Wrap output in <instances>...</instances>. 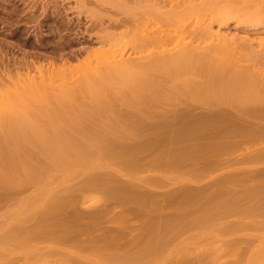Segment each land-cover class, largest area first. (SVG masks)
<instances>
[{"label": "rangeland", "instance_id": "obj_1", "mask_svg": "<svg viewBox=\"0 0 264 264\" xmlns=\"http://www.w3.org/2000/svg\"><path fill=\"white\" fill-rule=\"evenodd\" d=\"M79 2L0 0V247H10L0 254V264H264V166H236L232 158L237 154L230 153L217 166L190 165L193 156L184 151L178 126L189 114L206 111V103H193L186 92H178L186 82L167 76L166 68L152 69V74L144 67V79L138 80L134 67L123 72L125 77L111 69L110 78L103 74L109 63L106 70L98 66L102 77L99 73L90 83L84 81L89 73L84 67L69 77L52 78L51 84L37 78L38 87L31 82L34 88L28 83L10 87L11 76L35 74L38 64L82 59L98 45L100 28L107 22L113 29L133 24L134 18H120L118 25L116 18L100 21L80 10ZM184 20L188 37L193 20ZM233 24L213 23L211 29L214 34L242 35ZM201 26L195 44L213 39L203 36ZM257 30H250L248 37L264 40V23ZM166 43L165 50L173 47L172 41ZM48 49L59 57L46 55ZM65 50L77 54L67 57ZM129 51L121 58L141 55L140 50ZM142 57H137L139 62ZM260 58L254 59L258 66L253 69L263 77L256 74L250 83L264 86ZM109 59L105 63L115 61ZM201 78L191 81L193 88L234 82ZM146 80H154L153 85ZM176 103L183 104L177 108L189 105L190 111H179ZM211 103L213 110L224 106L216 100L205 107ZM106 105L110 113L102 112ZM226 106L221 109L226 113H214L225 119L240 117L248 133L254 114L235 115L227 109L229 114ZM253 148L245 143L235 149L247 155Z\"/></svg>", "mask_w": 264, "mask_h": 264}, {"label": "bare ground", "instance_id": "obj_2", "mask_svg": "<svg viewBox=\"0 0 264 264\" xmlns=\"http://www.w3.org/2000/svg\"><path fill=\"white\" fill-rule=\"evenodd\" d=\"M79 1H80L79 5H77V6L79 7L80 10L86 11V13L91 15V17L100 18V21H101V18H104V17L105 18H116L114 21L117 23L116 25H118L119 23L122 24L121 20H120L121 22L118 23V20L120 18H124V19H126V18H132V19L137 18L136 19L137 21H135L133 19L132 25L131 24L130 25L129 24L128 25L123 24L122 27L118 28V29H116V28L113 29L112 27L108 26L109 22H107V25L105 24V26H102L101 25L102 23H101L100 25L102 27L100 28V32H99L100 36L98 38V41H99L98 45L93 47V48H90L89 50H86V54L84 55V57H82V59L78 60L75 63L63 62L61 64H56V63H52L50 61V63H48L46 65L38 64L37 66H35V69H36L35 74H31V73L24 74L23 73L25 76L22 75V77H21L20 76L21 74H20V75H18L19 78L14 77V74H13V77L15 79L13 78V80H12V76H11V81L9 79V82H12V84L7 82L10 84V87H11V85L17 86L18 83H21V85H19L20 88H21V86L22 87H25V85L27 86V83H28V85L35 83L33 85L36 86V84L38 82H40V80H41V84H44L42 82V80L52 82L53 81L52 78H54V77L57 78L59 76L63 79V78H66V76H68V73H71L73 75V71L76 72V70L77 71L80 69L83 70L84 67H87V68H85V70H87L89 73H88V76H85V78H84L85 80L84 79L83 80L89 81V83H90V81H94L95 78L97 79V75H99V73H100L99 76L102 77L101 72H100V70H102V69H100V68L104 64L109 65V63H110V66H108L109 69L107 68V66L104 65L106 67L104 70L108 69V70H106V72H103V74L106 77H110L111 75H113L110 73L111 69H112V71H113V69H115V71L116 70L121 71L122 72V74H120L121 77H125L124 74L126 72L128 73L131 70V68L134 67V69L139 71V72L137 71L138 72L137 76L134 75V76H136V78L133 77L136 80L141 79V78L144 79V77H142V76L145 75L144 74L145 68H147L149 70L151 69L150 70L151 72H152V69L153 70L154 69L163 70L166 68L167 71L165 72V74L167 76H171V77L174 76L178 80L181 79V81H184V83L186 82L185 86H182L185 88H183L182 91H181V89L177 90V91L180 92L181 94L186 92L188 94V96H190L191 99H193L191 101L193 103L195 100L196 101L201 100L202 102L204 100V102L207 104L210 100L213 99V100L220 101V104L224 103V106H226L225 104L227 103V106H229V108H226L227 106L225 108H226L227 113H229V114H230V112L233 114L234 113L233 111H236L235 115H237V112H241V113L247 112L249 115H253V114L254 115L255 114L256 115L257 114L258 115H264V86L255 85L256 83L255 84L250 83V81L253 79L252 76H256V74H261L260 71H259V73L254 72V69H256V68L253 69V65L255 66L258 63L256 62L254 64L253 62L256 61L254 59H259L260 57L264 60V40L253 41L254 38L251 39L250 37H248V32L250 30H257L258 25H262L264 23V0H167V1L162 0L164 3L162 1H161L162 2L161 3L159 0H95L98 3V4L94 3V4H96V6L94 4L93 5H87L84 0H79ZM46 7H48V6H46ZM102 9H104V10H102ZM138 18L139 19L143 18V19H141L139 21ZM184 18H192V20H193L192 21L193 26L190 27V28H192V29H190L191 32L190 31H189L190 33H187L188 31L186 32L189 35L188 37L185 36V33H184L185 30H183V28L186 24ZM205 20H206V22H205ZM127 21H128V23H130L129 20H127ZM231 22H234L233 25L237 28H240L243 31L242 35H241V33H240V35H236L234 33V35L230 36V35H223L220 32L217 34L216 33L214 34V31L211 29V25L213 23H217V26H220V27L221 26L227 27ZM165 23L167 26L165 25ZM169 23L171 25H169ZM201 23H203L204 32L202 31L203 28L201 26ZM168 26H170L169 29L166 28ZM199 28H202L201 32H202V34H204L203 36L213 38L214 40L213 39L206 40V38H205L206 41L203 40L204 41L203 44H202L201 40H200L201 44H199L198 41H197V43L199 45L197 43L195 44L194 38L198 35L197 32L200 30ZM240 29H238V30H240ZM218 31H216V32H218ZM227 32H229V31H227ZM199 34H201V33H199ZM201 36L202 35H200L198 37L200 39H202L203 36L202 37ZM257 39H260V38H257ZM197 40H199V39H197ZM168 41L173 42V44L171 45L173 47L170 46L171 49L168 48V50H165L166 48L163 45H165V42H167L166 44H168ZM212 41H215V42L211 43ZM254 44H257V45H254ZM155 46H159L161 50L160 49L159 50L154 49ZM168 46H169V44H168ZM128 48L131 49L132 52L134 50H140L141 55L143 56V54H145L147 57V60L145 61V58L143 60V57L141 55H137L135 57V59H137V57L140 56V57H142L141 61H143V62H139L138 59H137L138 61H136L133 58V56H131L133 59L131 57H129V58H131L132 61L129 60L127 56H126L127 59L124 60L125 57L124 58H121V57H123L122 54ZM143 51H146V52H143ZM132 52H130V53H132ZM116 56L117 57L120 56V57L117 59ZM148 56H149V59H148ZM109 58L111 60L112 59L115 60V58H116V60L113 62L110 61V62L105 63L106 60H108ZM99 65H101V66L98 67ZM111 65L113 68H111ZM256 66H258V65H256ZM263 68H264V64H263ZM257 70H258V68H257ZM163 71H165V70H163ZM123 72H125V73H123ZM153 73L154 72H152V74ZM114 74H117V72L116 73L114 72ZM15 75H16V73H15ZM130 75H132L131 72H130ZM130 75H128V76H130ZM197 76H201L202 78L207 79V82H208V80H211V81L217 80V82H218V80L219 81L220 80H227V81L232 80L236 84L234 82H231L230 86L225 87L223 85L225 88L222 85L221 86L218 85L219 87H217V88H216V85H215V88L213 85H211L213 88L210 85H208V86L205 85V88L206 87H208L207 89L211 88V90H207V91H205L206 90L205 88H204V90H201V89H203L201 87L202 85L201 86L199 85L201 87V89H199L200 87L198 85H196V87H198V88L194 87L196 89L195 90L190 83H192L193 80H196ZM260 76L263 77L262 74ZM8 77H9V75H8ZM86 77H88V78H86ZM37 78L39 80L36 83ZM117 78L119 79V77H117ZM176 78H174V80ZM2 79H3V76H2ZM4 79H8V78H4ZM130 79H131V76H130ZM130 79L128 78V81ZM156 79H159V78H156ZM162 79L164 80V78H162ZM169 79H170V77H169ZM104 80L108 81L109 78L104 79ZM3 81H6V80H3ZM130 81H133V79H131ZM245 81H246V84H243V83H245ZM49 82H45V83L48 84ZM51 82L49 84H51ZM49 84L47 86H49ZM187 84L188 85L190 84L191 86L190 85L186 86ZM33 85H30V87H33ZM225 85H227V84H225ZM41 86L43 87V85H41ZM47 86H45V87H47ZM65 86L67 87L66 84H65ZM36 87H38V86H36ZM45 87H43V88H45ZM186 87H188V88H186ZM221 87H223V88H221ZM17 88H18V86H17ZM170 88H171V86L167 90V92L169 91L168 93H170ZM72 89H73V87H72ZM100 89H102V88H100ZM103 90H104V88H103ZM69 93H71V92H69ZM106 93H107V90H106ZM165 93H166V91H165ZM165 93L163 92L164 95H165ZM171 93H170V95H171ZM122 94H120V95H122ZM6 95H8V94H6ZM161 96L164 97L163 95L160 94L159 97H161ZM166 96H167V94H166ZM168 96H169V94H168ZM107 97H108V95H107ZM170 98H168V99H170ZM170 102L172 103L171 100H170ZM180 103H182V102H180ZM180 103H178L179 106L180 105L182 106L183 104H180ZM193 103H191V105H190L191 107L194 106ZM203 103H201V104H203ZM173 104H175V103H172V105ZM178 104L176 103V105H174V106L178 107ZM192 104H193V106H192ZM206 104H205V106H206ZM211 105L214 106V104H212V103L207 105V107L210 106V108H207L204 106L203 108H205L206 111H203V112L205 113L207 111H210L211 113H214L215 111H218L217 113H219L221 109H224V106H223V108H221V106L218 108L217 107L218 104L215 103V107H217V110H213V106L211 107ZM174 106H173V108H174ZM188 106H186V108H177V107L176 108L179 111L181 110L182 112L183 111L189 112L190 107H188ZM99 107H100V105H99ZM99 107H97V108H99ZM170 107H169V110H170ZM198 107H199V105H198ZM106 108H107V105L105 106L106 112L105 111H102V112L108 113L109 111H107L108 109L106 110ZM176 108L174 109V111L177 110ZM194 108L196 109L195 106H194ZM195 109H193V110L195 111ZM227 109H230L229 110L230 112H228ZM90 110H91V108H90ZM167 110H168V107H167ZM98 111L99 110H97V113L101 114L100 111L99 112ZM93 112H94V110H93ZM171 112H173V110H171ZM196 112H197V109H196ZM36 113H37V111H36ZM40 113H42V112H40ZM241 113H238V114L241 115ZM37 114H39V113H37ZM207 114H208V112H207ZM103 115H106V114H103ZM19 117H21V116H19ZM105 117H107V116H105ZM21 121H19V122H21ZM35 121H36V119H35ZM19 122H18V124H20ZM28 122H30V121H28ZM36 122L38 123V121H36ZM24 123H26V122H24ZM15 124L17 125V123H15ZM105 125H106V123H105ZM74 126H71V127L74 128ZM79 126H80V124H79ZM6 127H8V126H6ZM12 127L14 128V126H12ZM12 127L10 128V131H11ZM29 127H30V125H29ZM33 127H35V126H33ZM13 135H15V134H13ZM39 135H41V134H39ZM34 136H35V134H34ZM4 137L6 138L5 135H4ZM55 137H57V136H55ZM37 138H39V137H37ZM3 140H4V138H3ZM8 142H9V140H8ZM38 142H39V139H38ZM47 142H48V140H47ZM9 250H10L9 246H1L0 247V254H2L4 252H8ZM21 264H33V262H23Z\"/></svg>", "mask_w": 264, "mask_h": 264}, {"label": "crops", "instance_id": "obj_3", "mask_svg": "<svg viewBox=\"0 0 264 264\" xmlns=\"http://www.w3.org/2000/svg\"><path fill=\"white\" fill-rule=\"evenodd\" d=\"M146 81H149L148 84L154 83V80ZM189 115L178 128L182 129L184 136V151L193 156L190 165L217 166L220 157L230 153L237 154L232 158L236 166H240V163L264 166V115L255 114L251 117L253 125L249 126L248 133L240 117L225 119L215 113L202 112ZM245 143L254 146L247 155L235 149Z\"/></svg>", "mask_w": 264, "mask_h": 264}, {"label": "flooded vegetation", "instance_id": "obj_4", "mask_svg": "<svg viewBox=\"0 0 264 264\" xmlns=\"http://www.w3.org/2000/svg\"><path fill=\"white\" fill-rule=\"evenodd\" d=\"M81 46H84V45H81ZM66 54H67V57H72V56H76V52H73V51H67L65 50L64 51ZM46 55H49L53 58H58L59 56L55 53V51L51 50V49H48L46 52H45ZM50 62V61H49ZM53 62V61H51ZM57 64V63H56Z\"/></svg>", "mask_w": 264, "mask_h": 264}]
</instances>
